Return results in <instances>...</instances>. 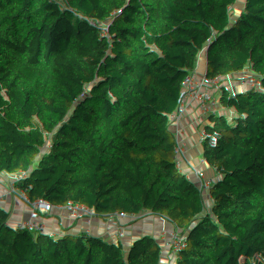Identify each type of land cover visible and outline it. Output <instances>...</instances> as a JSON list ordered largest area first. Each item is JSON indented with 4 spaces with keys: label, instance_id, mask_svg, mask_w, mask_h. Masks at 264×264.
Wrapping results in <instances>:
<instances>
[{
    "label": "trees",
    "instance_id": "trees-1",
    "mask_svg": "<svg viewBox=\"0 0 264 264\" xmlns=\"http://www.w3.org/2000/svg\"><path fill=\"white\" fill-rule=\"evenodd\" d=\"M163 183L167 262L264 264V0H0V264H131Z\"/></svg>",
    "mask_w": 264,
    "mask_h": 264
},
{
    "label": "built area",
    "instance_id": "built-area-1",
    "mask_svg": "<svg viewBox=\"0 0 264 264\" xmlns=\"http://www.w3.org/2000/svg\"><path fill=\"white\" fill-rule=\"evenodd\" d=\"M59 160L61 168L69 170L67 166V156L56 157ZM208 222H223L219 209L215 208L210 202L204 201L198 205L185 208L158 209L155 205L146 208L141 216V222L137 232L136 243L129 248V254H138L147 232L158 234L159 242L164 247L178 248L184 247L187 250L193 249L192 243H186L180 236V229L186 226L187 230H195L199 225ZM184 246H181L178 241ZM159 264H176L162 260Z\"/></svg>",
    "mask_w": 264,
    "mask_h": 264
},
{
    "label": "crops",
    "instance_id": "crops-1",
    "mask_svg": "<svg viewBox=\"0 0 264 264\" xmlns=\"http://www.w3.org/2000/svg\"><path fill=\"white\" fill-rule=\"evenodd\" d=\"M195 139V138H194ZM194 139L192 140L193 147H199L200 144H196ZM165 196H166V190L164 183L161 184L158 188L156 200L154 202V205L161 209L165 207ZM158 234L147 232L146 238L144 240V244H142L140 251L138 254L131 255L129 258V261L131 264H159L162 260L168 259L171 257L170 248L164 247L160 244ZM178 238L179 244L181 246H184L180 243Z\"/></svg>",
    "mask_w": 264,
    "mask_h": 264
},
{
    "label": "rangeland",
    "instance_id": "rangeland-1",
    "mask_svg": "<svg viewBox=\"0 0 264 264\" xmlns=\"http://www.w3.org/2000/svg\"><path fill=\"white\" fill-rule=\"evenodd\" d=\"M15 55H17L18 54V49H17V47H16V49H15V53H14ZM13 59V58H12ZM16 60H17V56H16V58L14 59V61H9L7 64H5L4 66H3V74L6 76V77H9L10 76V74L12 73V71H13V66H14V62H16ZM9 65H11V66H9ZM2 110V109H1ZM7 124V123H6ZM204 130H205V127H203L201 130H199L198 132H197V134H196V136L194 137L195 139H194V141H195V143L198 145V144H200L201 143V141H202V139H203V134H204Z\"/></svg>",
    "mask_w": 264,
    "mask_h": 264
},
{
    "label": "bare ground",
    "instance_id": "bare-ground-1",
    "mask_svg": "<svg viewBox=\"0 0 264 264\" xmlns=\"http://www.w3.org/2000/svg\"><path fill=\"white\" fill-rule=\"evenodd\" d=\"M16 56L18 57V54H17V55H14V56L12 57L13 59L11 58L10 61H11V62L14 61V59L16 58ZM16 62H17V60H16ZM16 62H14V65H15ZM12 63H13V62H12ZM9 66H11V65H9ZM13 67H14V66H13ZM12 72H13V71H12ZM11 74H12V73H11Z\"/></svg>",
    "mask_w": 264,
    "mask_h": 264
},
{
    "label": "water",
    "instance_id": "water-1",
    "mask_svg": "<svg viewBox=\"0 0 264 264\" xmlns=\"http://www.w3.org/2000/svg\"><path fill=\"white\" fill-rule=\"evenodd\" d=\"M17 49H18V47H17ZM18 58H19V52H18V57H17V61H18Z\"/></svg>",
    "mask_w": 264,
    "mask_h": 264
}]
</instances>
